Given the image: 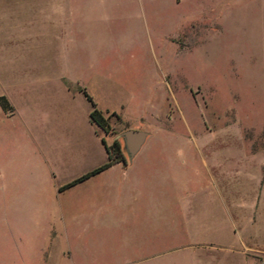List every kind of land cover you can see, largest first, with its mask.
Returning a JSON list of instances; mask_svg holds the SVG:
<instances>
[{"label":"rangeland","instance_id":"rangeland-1","mask_svg":"<svg viewBox=\"0 0 264 264\" xmlns=\"http://www.w3.org/2000/svg\"><path fill=\"white\" fill-rule=\"evenodd\" d=\"M0 95V264H264V0H0Z\"/></svg>","mask_w":264,"mask_h":264},{"label":"trees","instance_id":"trees-1","mask_svg":"<svg viewBox=\"0 0 264 264\" xmlns=\"http://www.w3.org/2000/svg\"><path fill=\"white\" fill-rule=\"evenodd\" d=\"M86 99L91 103V110L89 112L90 120L95 123L103 132L107 133L109 131V122L108 118L102 113L100 109L95 106L91 96H89L84 89H81ZM0 107L5 113H11L13 111V107L7 100L4 95H0ZM102 143L104 145L107 159L102 164L96 166L95 168L87 171L86 173L80 175L79 177L69 181L68 183L59 187V190H63L67 187L72 186L73 184L80 182L91 175H94L100 171L107 169L109 166L114 164L115 162L123 160L121 155L120 143L118 140H113L111 144H107L105 140L102 138Z\"/></svg>","mask_w":264,"mask_h":264},{"label":"water","instance_id":"water-1","mask_svg":"<svg viewBox=\"0 0 264 264\" xmlns=\"http://www.w3.org/2000/svg\"><path fill=\"white\" fill-rule=\"evenodd\" d=\"M147 135L146 131L138 129H126L121 132L120 136L129 159L139 151Z\"/></svg>","mask_w":264,"mask_h":264},{"label":"crops","instance_id":"crops-1","mask_svg":"<svg viewBox=\"0 0 264 264\" xmlns=\"http://www.w3.org/2000/svg\"><path fill=\"white\" fill-rule=\"evenodd\" d=\"M52 1H54V0H52ZM62 1H64V0H62ZM54 10H58L56 7L54 8ZM10 103V102H9ZM11 104V103H10ZM12 107H13V105H11ZM90 110H91V108H90ZM90 110H89V112H90ZM88 116H89V113H88ZM90 119V118H89ZM92 122V121H91ZM95 124V123H94ZM95 126L97 127V129H98V131H101V132H103V130H101L96 124H95ZM103 133H105V132H103ZM102 136H100V141H101V143H102ZM104 139V138H103ZM102 145H103V143H102ZM103 147H104V145H103ZM142 147V146H141ZM104 150H105V148H104ZM140 150V149H139ZM106 152V151H105ZM138 153V152H137ZM136 153V154H137ZM135 154V155H136ZM135 155L131 158V159H129L128 160V163L126 164V161H124V160H121V161H118V162H115L114 164H121L124 168H125V170L126 169H128V167H129V165H130V163L132 162V160H133V158L135 157ZM106 161V160H105ZM104 161V162H105ZM103 163V162H102ZM102 163H100V164H102ZM99 164V165H100ZM114 164H112L111 166H113ZM98 166V165H97ZM111 166H109V167H111ZM108 167V168H109ZM95 168V167H94ZM93 169V168H92ZM79 177V176H78ZM75 178H77V177H75ZM75 178H72V179H70V180H68L67 182H65V183H63V184H61L60 186H58V190H59V187H61L62 185H64V184H66V183H68L69 181H71V180H73V179H75Z\"/></svg>","mask_w":264,"mask_h":264}]
</instances>
